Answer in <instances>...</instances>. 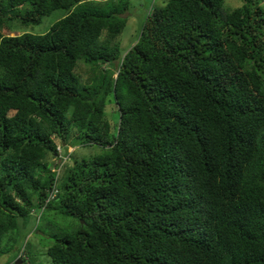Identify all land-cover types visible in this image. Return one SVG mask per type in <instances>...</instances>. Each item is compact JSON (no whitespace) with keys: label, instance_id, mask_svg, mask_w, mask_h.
Listing matches in <instances>:
<instances>
[{"label":"trees","instance_id":"1","mask_svg":"<svg viewBox=\"0 0 264 264\" xmlns=\"http://www.w3.org/2000/svg\"><path fill=\"white\" fill-rule=\"evenodd\" d=\"M162 1L121 50L130 0H0L65 11L0 29L4 252L32 216L48 264H264V0Z\"/></svg>","mask_w":264,"mask_h":264},{"label":"rangeland","instance_id":"2","mask_svg":"<svg viewBox=\"0 0 264 264\" xmlns=\"http://www.w3.org/2000/svg\"><path fill=\"white\" fill-rule=\"evenodd\" d=\"M131 4L129 6V9H127L126 12V24L120 34L117 36L116 40L119 41V45L121 50H125L128 48V46L135 40L138 32L139 25L145 15L146 9L148 6H150L152 0H130ZM154 4H161L162 0H153ZM243 0H225L224 1V7L233 8L237 7L240 4H242ZM262 6H264V2L262 3ZM65 14V11L62 9H57L52 11L50 14L42 16L40 18V21L37 24H29L27 26H21L17 21L16 22H9L4 23L2 27L0 28L3 33H13V32H30L33 34H39L44 32L50 24H52L55 20L60 18ZM12 25V28L14 31L9 30V25ZM105 65H103L104 67ZM75 71L80 74L81 78H85L86 73L83 65H79L75 68ZM106 112L110 108L108 103H106ZM109 113V112H108ZM106 113L105 117L110 120L109 114ZM61 145L56 147V150L58 149L61 151V154L56 153V156H53L50 159V169H54L57 171L60 166L65 162V164H70L71 161H67V156L63 153H74L77 158L84 157L83 154H87L88 149L80 144H74V145H68V147L62 148ZM63 146V145H62ZM64 147V146H63ZM92 147L96 150V152L102 151L100 147L96 145H92ZM57 164V165H55ZM64 164V165H65ZM59 165V167H58ZM55 191H53L54 193ZM34 218L32 216H28L27 222L21 224V232L25 233V237L23 240H17V242H14L12 247H10L7 251L4 252V248H6L7 244L4 240L2 241L0 245V264H20L21 261L18 260V251L19 255L25 256V253H34V256L30 260V264H48L49 258L45 254L44 250L40 248V245L38 243L37 237L32 233V227L34 224ZM57 224L54 227L62 226V224L56 222ZM26 242V244H25ZM25 245V247H24ZM25 248V249H24Z\"/></svg>","mask_w":264,"mask_h":264},{"label":"clouds","instance_id":"3","mask_svg":"<svg viewBox=\"0 0 264 264\" xmlns=\"http://www.w3.org/2000/svg\"><path fill=\"white\" fill-rule=\"evenodd\" d=\"M57 146H59V145H57ZM57 146H56V147H57ZM60 147H63V146H60ZM65 147H68V146L66 145ZM56 151H57V150H56ZM57 153H59V155H60V154H61V151L58 149ZM58 167H59V165H58ZM57 171H60V169H58ZM53 191H56V190H54V189L50 190L49 194L52 193ZM49 194H48V195H49ZM54 194H55V192L53 193V196H54ZM53 196H52V197H53ZM52 197H51V198H52ZM47 199H48V196H47ZM49 199H50V198H49Z\"/></svg>","mask_w":264,"mask_h":264},{"label":"built area","instance_id":"4","mask_svg":"<svg viewBox=\"0 0 264 264\" xmlns=\"http://www.w3.org/2000/svg\"><path fill=\"white\" fill-rule=\"evenodd\" d=\"M53 196V192L48 195V199Z\"/></svg>","mask_w":264,"mask_h":264}]
</instances>
